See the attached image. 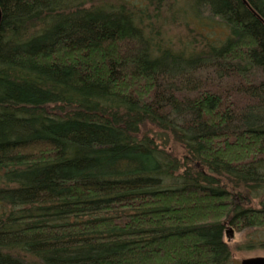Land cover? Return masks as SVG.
Wrapping results in <instances>:
<instances>
[{"label": "trees", "instance_id": "16d2710c", "mask_svg": "<svg viewBox=\"0 0 264 264\" xmlns=\"http://www.w3.org/2000/svg\"><path fill=\"white\" fill-rule=\"evenodd\" d=\"M0 19V264L264 248V0H0Z\"/></svg>", "mask_w": 264, "mask_h": 264}, {"label": "rangeland", "instance_id": "374dc122", "mask_svg": "<svg viewBox=\"0 0 264 264\" xmlns=\"http://www.w3.org/2000/svg\"><path fill=\"white\" fill-rule=\"evenodd\" d=\"M135 4L145 3V0H129ZM140 2V3H139ZM262 239V238H261ZM232 247V260L230 264H240L245 259L264 257V248L247 247L246 233H232L231 238H225Z\"/></svg>", "mask_w": 264, "mask_h": 264}, {"label": "water", "instance_id": "95a60500", "mask_svg": "<svg viewBox=\"0 0 264 264\" xmlns=\"http://www.w3.org/2000/svg\"><path fill=\"white\" fill-rule=\"evenodd\" d=\"M240 264H264V257L245 259Z\"/></svg>", "mask_w": 264, "mask_h": 264}]
</instances>
